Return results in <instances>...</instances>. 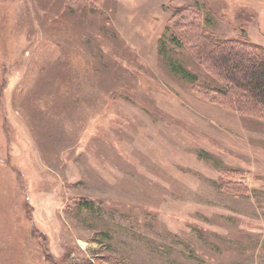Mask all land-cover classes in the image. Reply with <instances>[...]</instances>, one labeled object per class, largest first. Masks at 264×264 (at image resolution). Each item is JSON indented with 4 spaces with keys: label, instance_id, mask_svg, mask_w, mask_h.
<instances>
[{
    "label": "rangeland",
    "instance_id": "374dc122",
    "mask_svg": "<svg viewBox=\"0 0 264 264\" xmlns=\"http://www.w3.org/2000/svg\"><path fill=\"white\" fill-rule=\"evenodd\" d=\"M197 26L264 48V0H0V264H264V118Z\"/></svg>",
    "mask_w": 264,
    "mask_h": 264
},
{
    "label": "trees",
    "instance_id": "16d2710c",
    "mask_svg": "<svg viewBox=\"0 0 264 264\" xmlns=\"http://www.w3.org/2000/svg\"><path fill=\"white\" fill-rule=\"evenodd\" d=\"M194 30L198 35L201 29L197 26ZM175 38L180 42L181 38ZM190 50L196 62L221 83L220 88L203 86L208 95L230 109L264 118L263 47L240 39H214L202 32L192 41ZM176 70L185 79L196 80L184 69ZM76 208L82 212L95 207L86 202Z\"/></svg>",
    "mask_w": 264,
    "mask_h": 264
}]
</instances>
